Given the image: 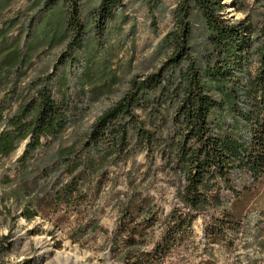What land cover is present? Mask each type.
Masks as SVG:
<instances>
[{"label":"trees","instance_id":"obj_1","mask_svg":"<svg viewBox=\"0 0 264 264\" xmlns=\"http://www.w3.org/2000/svg\"><path fill=\"white\" fill-rule=\"evenodd\" d=\"M21 1L0 0V159L28 142L16 160L19 171H3L0 185L18 199L32 191L35 201L22 208L27 222L38 209L69 210L89 200L90 186L97 196L111 181L110 168L129 162L125 191L115 196L114 229L108 234L89 213L82 226L108 235L111 259L119 264H166L184 244L193 247V224L202 215L209 216L203 254L244 232L251 214L264 219V20L232 22L221 0H175L173 26L157 47L168 55L160 68L134 77L79 147L58 146L38 168L39 152L64 137L79 109L65 77L21 82L42 50L62 42L71 47L85 34L83 0H25L15 10ZM140 1L162 9L161 0ZM121 9L122 0H100L97 24L105 27ZM53 13H62L65 25L39 31ZM141 154L145 163L137 164ZM256 230L264 250L258 223Z\"/></svg>","mask_w":264,"mask_h":264},{"label":"rangeland","instance_id":"obj_2","mask_svg":"<svg viewBox=\"0 0 264 264\" xmlns=\"http://www.w3.org/2000/svg\"><path fill=\"white\" fill-rule=\"evenodd\" d=\"M99 2L83 0L80 3L79 18L85 34L79 33L82 37L77 36L71 47L62 42L42 50L21 82V86L27 85L43 75L65 77L68 92L79 109L80 117L74 126L50 149L39 152L34 167L42 168L49 163L58 146L79 147L93 123L128 90L130 81L156 72L168 56L159 54L157 47L173 26L171 12L175 0H161V10L147 8L140 0H122V9L105 27L97 24ZM221 2L224 17L232 22L246 17L254 23L264 20V0ZM25 5L26 1L22 0L15 10ZM15 10L7 15L12 16ZM47 19L48 22L43 19L39 22V31L51 24L64 26L66 21L62 13H53ZM20 149L21 146L9 159H0V178L6 169L11 176L19 171L16 160L21 156ZM135 162L144 164L145 155H138ZM130 166L131 162L110 168L111 181L97 196L92 197L94 192L90 186L85 189L86 193L91 192L89 200L80 199L69 210L63 206L38 209L37 216L29 222L22 208L29 201H35L32 191L29 195L26 191L18 199L13 189L0 185V264H119L111 259L108 235L101 231H83L82 226L89 213L108 234L114 229L118 215L115 196L125 191L123 174ZM172 192L167 191L164 199L166 211L173 202ZM32 210L35 212L36 208ZM251 215L250 225L244 232L234 239L229 235L226 242L208 247L206 254L202 252L203 231L209 216L198 217L193 224V247L184 244L166 264H264V250L258 245L256 230L258 223L264 231V219L259 221L257 215ZM158 233L159 230L155 240Z\"/></svg>","mask_w":264,"mask_h":264},{"label":"water","instance_id":"obj_3","mask_svg":"<svg viewBox=\"0 0 264 264\" xmlns=\"http://www.w3.org/2000/svg\"><path fill=\"white\" fill-rule=\"evenodd\" d=\"M27 142H28V140H26V141L22 144L21 149H20V153H21V154H22V152L24 151ZM203 239H204V231H203Z\"/></svg>","mask_w":264,"mask_h":264}]
</instances>
